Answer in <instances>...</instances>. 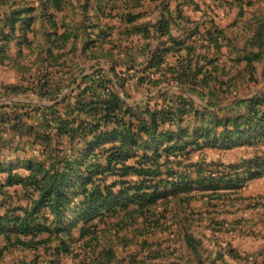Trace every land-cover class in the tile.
Returning a JSON list of instances; mask_svg holds the SVG:
<instances>
[{
	"label": "rangeland",
	"instance_id": "374dc122",
	"mask_svg": "<svg viewBox=\"0 0 264 264\" xmlns=\"http://www.w3.org/2000/svg\"><path fill=\"white\" fill-rule=\"evenodd\" d=\"M47 1L0 0V117L27 115L25 128L0 127V163L35 161L51 172L67 156L79 161L72 179L88 181V193L99 187L107 205L87 223L80 180L58 214L41 211L50 234L36 241L45 244L8 248L0 264H264V0H61L59 9ZM154 54L164 65L146 70ZM95 72L134 112L186 102V114L160 128L168 137L139 141L159 159L150 151L152 161L109 167L119 140L95 134L70 145L38 127L41 114L23 101L51 105L33 89L42 77L74 97L82 75ZM17 86L27 93L11 96ZM145 180L149 190L118 205L121 191ZM3 193V215L37 198L20 187Z\"/></svg>",
	"mask_w": 264,
	"mask_h": 264
},
{
	"label": "trees",
	"instance_id": "16d2710c",
	"mask_svg": "<svg viewBox=\"0 0 264 264\" xmlns=\"http://www.w3.org/2000/svg\"><path fill=\"white\" fill-rule=\"evenodd\" d=\"M47 2L55 4L58 9L60 8L61 0H48ZM157 55H152L146 70L158 69L164 65L163 57ZM44 77L33 89L36 96L45 99L49 98L52 101L51 105L47 106L40 102L23 101L28 108L41 114V120L37 123L38 127L45 129V131L49 130V133L52 132L48 136H55L59 142L65 138L70 145H74L75 141H84L95 134H98L95 137L96 140H103L106 137H113L114 141L119 140L117 143H119L120 147L111 148L109 157L105 159L109 167L112 164L124 166L127 162L137 157L152 161L151 157L148 158L150 151L153 152L154 159H159L158 148L150 150L146 146L143 150V148L139 147V141L145 138L146 143L147 140H151L156 144L158 141L168 137L163 133V130L159 131L164 126L168 115L172 114L174 116L176 114V116L180 117L186 114L183 109L186 102H182L181 99L178 104L182 105H177L176 108L160 111H151L146 108L144 111L134 112L124 99L110 89L111 79L101 75L100 72L82 75L81 82L77 86L78 93L74 97L63 95V81L54 82L48 80V82L45 81L48 78ZM76 82L77 79L75 78L71 85ZM160 84L155 82L154 86ZM7 91L11 96L12 94L15 96L27 93V89L19 86L8 87ZM260 107L263 112L261 113L262 119L260 121L263 122L264 102L260 103ZM24 116L27 118L26 114L14 116L13 120H9L8 117H0V127L6 123H14L13 126L15 128L20 126L25 128ZM31 129L29 128V130ZM108 130L111 131L109 132ZM142 150L143 155H138L139 151ZM78 162H72L71 158L65 156L51 165V172L45 170L46 168L43 164L35 161L19 163L20 165L16 168L13 164L0 163V176H5L3 179L0 178L1 195L4 194L5 189L16 187H20L23 190L32 189V193L37 195V198H31L29 207L11 209L4 212V215L0 214V238L4 242V246L0 249V258L11 247H21L29 250L45 244L44 241H36L39 236L50 234V228L46 225L48 222L45 218L46 215H43L41 211L49 210L51 215L54 213L58 214L61 205L68 201L65 194L74 189L80 180L82 182V196H84L88 206L87 210L90 212L87 223L95 220L97 217L96 212L99 208L106 207L107 204H102L103 194L99 187H95L88 193L86 189L88 181L84 182L80 177L72 179L75 174L74 167ZM82 163H85L84 160H82ZM61 166H63L62 170L60 169ZM6 167L8 169H5ZM18 168L28 172L29 175L18 176L14 174L13 172ZM141 168H144L143 164H141ZM140 172L145 174L144 178H149L148 176L152 174L150 169ZM99 174L97 173V175ZM141 183L140 187H131L121 191L119 194L122 203H118V205L122 204L123 208L128 207L129 203H126L125 200L129 191H135V196H138V193L149 190L146 184L151 183V180H145ZM164 183L160 181L155 184L156 186L163 184V188L166 190L167 184ZM105 191L108 192L107 190ZM155 194L157 193L155 192ZM70 203L68 202V204ZM140 204L142 205L144 202ZM20 214H22L21 217L19 216Z\"/></svg>",
	"mask_w": 264,
	"mask_h": 264
}]
</instances>
